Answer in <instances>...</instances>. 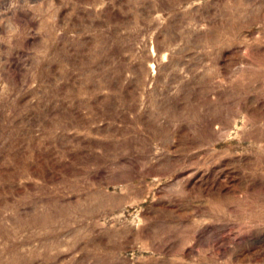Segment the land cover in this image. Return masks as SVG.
Returning <instances> with one entry per match:
<instances>
[{
    "label": "rangeland",
    "instance_id": "374dc122",
    "mask_svg": "<svg viewBox=\"0 0 264 264\" xmlns=\"http://www.w3.org/2000/svg\"><path fill=\"white\" fill-rule=\"evenodd\" d=\"M0 264H264V0H0Z\"/></svg>",
    "mask_w": 264,
    "mask_h": 264
}]
</instances>
